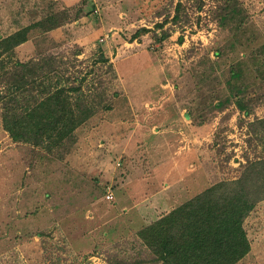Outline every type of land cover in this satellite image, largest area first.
I'll list each match as a JSON object with an SVG mask.
<instances>
[{"label": "rangeland", "instance_id": "rangeland-1", "mask_svg": "<svg viewBox=\"0 0 264 264\" xmlns=\"http://www.w3.org/2000/svg\"><path fill=\"white\" fill-rule=\"evenodd\" d=\"M24 28L0 58V264H167L140 231L244 176L260 197L234 264H264V0H0V41ZM35 79L104 103L16 141L2 99L34 104Z\"/></svg>", "mask_w": 264, "mask_h": 264}, {"label": "trees", "instance_id": "trees-1", "mask_svg": "<svg viewBox=\"0 0 264 264\" xmlns=\"http://www.w3.org/2000/svg\"><path fill=\"white\" fill-rule=\"evenodd\" d=\"M74 8L60 10L38 24H43L45 30L57 28L68 21ZM27 31L24 28L2 39L0 58L5 53H13L16 41L26 37ZM2 67L6 68V62L2 63ZM21 70V75L18 72L13 73L15 78L12 75L11 84H17L18 87L30 77L34 78L35 73L33 65L24 63L21 64ZM33 82L31 89L40 90L37 96L32 94L37 98L34 104L29 102L21 105L18 103L19 98L13 95L6 100L2 99L6 110L4 121L16 141L42 144L45 135L40 140H33L37 135L40 136L41 130H46L45 134L50 139L54 138L51 132L56 128H61L67 134L80 126L88 116L90 118L104 103L103 93L97 96L94 94L93 97L91 92L88 94L86 91V94L84 90L72 86V95L64 96L65 89H53L52 83L38 79ZM18 108L22 111H18ZM239 108L249 114L245 105L241 104ZM45 119L50 121L46 123ZM253 123L262 126L264 136V118ZM59 136L62 137V134ZM245 181L244 176L219 182L143 228L140 235L167 264H234L250 248L244 221L260 197H254L249 192Z\"/></svg>", "mask_w": 264, "mask_h": 264}, {"label": "built area", "instance_id": "built-area-1", "mask_svg": "<svg viewBox=\"0 0 264 264\" xmlns=\"http://www.w3.org/2000/svg\"><path fill=\"white\" fill-rule=\"evenodd\" d=\"M107 198H108V199H111V198H112L111 193H108V194H107Z\"/></svg>", "mask_w": 264, "mask_h": 264}]
</instances>
